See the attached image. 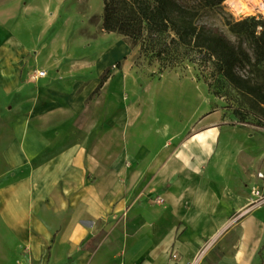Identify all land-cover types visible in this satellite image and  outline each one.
Masks as SVG:
<instances>
[{"label":"crops","instance_id":"crops-1","mask_svg":"<svg viewBox=\"0 0 264 264\" xmlns=\"http://www.w3.org/2000/svg\"><path fill=\"white\" fill-rule=\"evenodd\" d=\"M31 2L0 0V102L23 118L1 151L0 264L18 249L27 264H187L203 248V264H264V206L231 225L238 188L226 170L213 178L219 119L140 102L122 40H17L6 26L37 17Z\"/></svg>","mask_w":264,"mask_h":264},{"label":"rangeland","instance_id":"rangeland-1","mask_svg":"<svg viewBox=\"0 0 264 264\" xmlns=\"http://www.w3.org/2000/svg\"><path fill=\"white\" fill-rule=\"evenodd\" d=\"M46 1L32 0L30 13L38 14L33 20L24 17L25 14L21 11L6 26L8 30H13L17 40L30 46L51 40L85 47L103 35V38L122 40L130 46V41L121 34H108L103 31V0H48L47 10ZM177 1L195 9V24L218 29L235 44L239 39L228 31V23L245 17H254L255 20L264 22V13L238 16L228 7L226 1L212 8L205 7L203 0ZM143 47L141 44L131 47L133 55L129 57L131 69L135 70L132 76L135 78L140 102L152 101L158 110L171 111L174 115L184 103L183 111L189 112L190 119L207 115L219 119L217 124L221 127L220 142L225 145L220 158L225 166L216 168L213 178L215 181L220 180L223 176L222 170H226L228 181L232 180L238 188L237 192L234 189L227 191L225 198L230 204L239 207L230 217L231 225H238L246 214L256 208L250 207L255 201L251 189L257 186L264 191V179L258 177L260 173L264 175V104L256 96L227 81L213 58L182 46H173L168 56L161 54L157 57L154 50L142 52ZM236 73L264 93L262 68L246 63L240 65ZM1 89L3 87L0 86ZM9 105L10 102H0V179L6 173L1 151L13 135V124L23 119L21 116H12ZM196 130L191 125L186 136L194 134ZM205 171L204 169L202 174ZM148 201L155 203L150 198ZM229 240L230 236L223 238L219 242L220 246H227L230 244ZM203 249L206 251V248ZM16 253L10 264H27L21 259L27 257V251L18 249Z\"/></svg>","mask_w":264,"mask_h":264},{"label":"trees","instance_id":"trees-1","mask_svg":"<svg viewBox=\"0 0 264 264\" xmlns=\"http://www.w3.org/2000/svg\"><path fill=\"white\" fill-rule=\"evenodd\" d=\"M224 1L203 0V5L212 8ZM103 11L101 26L105 33L117 32L130 41L132 48L141 44L142 52L154 50L157 57L168 56L173 46H182L213 58L227 81L264 104L261 89L236 73V69L246 63L264 70L262 20L245 17L228 23V31L239 39L235 44L218 29L195 24V9L177 0H103ZM120 65L116 63L114 69H119ZM110 76L111 69H107L93 94L99 92Z\"/></svg>","mask_w":264,"mask_h":264},{"label":"built area","instance_id":"built-area-1","mask_svg":"<svg viewBox=\"0 0 264 264\" xmlns=\"http://www.w3.org/2000/svg\"><path fill=\"white\" fill-rule=\"evenodd\" d=\"M44 75H45L44 71H37L34 74V76H32V78H42V76H44ZM258 177L260 179H264V175L262 173H260ZM250 192L253 195V197L255 198V201L251 204L250 207L251 208H253V207L258 208V207L263 206L264 205V191L261 188L254 186ZM153 201H155L156 204L162 203V201L159 198H156ZM248 210H250V208ZM204 252H205V249H203L200 252H198L197 254H195L187 264H200L201 260L203 259L202 257H203ZM168 259L172 262H177L179 260L177 252H175L174 250H171L168 253Z\"/></svg>","mask_w":264,"mask_h":264},{"label":"bare ground","instance_id":"bare-ground-1","mask_svg":"<svg viewBox=\"0 0 264 264\" xmlns=\"http://www.w3.org/2000/svg\"><path fill=\"white\" fill-rule=\"evenodd\" d=\"M238 16L264 13V0H225Z\"/></svg>","mask_w":264,"mask_h":264}]
</instances>
